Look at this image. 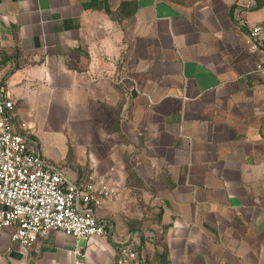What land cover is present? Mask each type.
<instances>
[{"label": "crops", "instance_id": "obj_1", "mask_svg": "<svg viewBox=\"0 0 264 264\" xmlns=\"http://www.w3.org/2000/svg\"><path fill=\"white\" fill-rule=\"evenodd\" d=\"M264 0H0V84L30 145L115 194L89 240L51 231L0 264H264ZM93 177V180H90Z\"/></svg>", "mask_w": 264, "mask_h": 264}, {"label": "built area", "instance_id": "obj_2", "mask_svg": "<svg viewBox=\"0 0 264 264\" xmlns=\"http://www.w3.org/2000/svg\"><path fill=\"white\" fill-rule=\"evenodd\" d=\"M250 49L262 52L254 72L264 76V25L249 31ZM15 103L0 84V231L11 230L10 238L20 248H32L51 231L89 240L103 236L106 224L96 208L115 194L114 189L68 180L30 145L27 134L19 131L14 118ZM90 177V180H93ZM116 264H135L138 253L129 245L119 248ZM84 264L79 247L70 251Z\"/></svg>", "mask_w": 264, "mask_h": 264}]
</instances>
